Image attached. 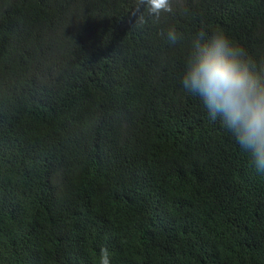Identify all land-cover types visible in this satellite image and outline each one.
Masks as SVG:
<instances>
[{"label": "trees", "instance_id": "trees-1", "mask_svg": "<svg viewBox=\"0 0 264 264\" xmlns=\"http://www.w3.org/2000/svg\"><path fill=\"white\" fill-rule=\"evenodd\" d=\"M172 5L0 0V264H264V174L181 84L201 26L264 67V0Z\"/></svg>", "mask_w": 264, "mask_h": 264}, {"label": "clouds", "instance_id": "clouds-1", "mask_svg": "<svg viewBox=\"0 0 264 264\" xmlns=\"http://www.w3.org/2000/svg\"><path fill=\"white\" fill-rule=\"evenodd\" d=\"M154 22L174 13L172 0H141ZM165 36L171 46L182 39L175 26ZM185 93L198 98L212 121L219 119L255 170L264 174V67L222 30L201 26L191 40L181 77ZM99 264H111L106 247Z\"/></svg>", "mask_w": 264, "mask_h": 264}]
</instances>
